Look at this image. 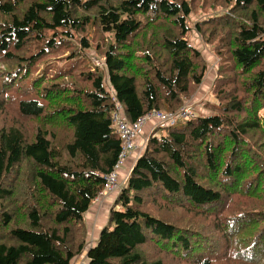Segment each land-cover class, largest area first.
Listing matches in <instances>:
<instances>
[{
    "label": "trees",
    "instance_id": "obj_1",
    "mask_svg": "<svg viewBox=\"0 0 264 264\" xmlns=\"http://www.w3.org/2000/svg\"><path fill=\"white\" fill-rule=\"evenodd\" d=\"M210 55L214 102L155 128L87 264H264V0H0V264L81 257L116 103L177 112Z\"/></svg>",
    "mask_w": 264,
    "mask_h": 264
},
{
    "label": "crops",
    "instance_id": "obj_2",
    "mask_svg": "<svg viewBox=\"0 0 264 264\" xmlns=\"http://www.w3.org/2000/svg\"><path fill=\"white\" fill-rule=\"evenodd\" d=\"M207 91L208 89L206 88L205 90H203V92L197 99L194 98L192 101H189L188 104L190 106H194L196 102H197L196 105L204 104L205 101L203 100H209L206 95ZM202 101L203 103H201ZM195 113L197 114L198 112L195 111ZM158 126L159 124L157 120L153 119L149 121L142 128L138 136V139H137V146H138L137 149L126 157L122 166L119 168L118 184L120 186V189L116 190L115 192L109 193L105 195L104 197L98 198V200L94 202L93 206L86 213L85 223H86L87 231H88V242L90 239L91 245L89 246V248H86V251L84 252V254L78 260H75L73 264H87L88 263V259H87L88 250L94 247L95 244L98 242L100 233L106 225L109 209L112 207V204L114 203L119 191L125 186L126 180L136 160L143 153V149L145 146L144 143L146 142L147 138L155 131V128H157Z\"/></svg>",
    "mask_w": 264,
    "mask_h": 264
},
{
    "label": "built area",
    "instance_id": "obj_3",
    "mask_svg": "<svg viewBox=\"0 0 264 264\" xmlns=\"http://www.w3.org/2000/svg\"><path fill=\"white\" fill-rule=\"evenodd\" d=\"M196 115L192 106L185 104L177 112H151L134 123H130L124 114L123 106L120 103H116L115 109L112 114V123L117 132L122 138V147L119 156L118 163L116 164L113 172L108 175L103 190L100 195L114 192L120 189L118 184V171L122 166L126 157L137 149V139L142 128L151 120H157L159 126H177V122L180 119H191ZM148 140V138H147ZM146 140V142H147ZM146 142L144 143L146 146ZM144 146V149H145ZM143 149V151H144Z\"/></svg>",
    "mask_w": 264,
    "mask_h": 264
},
{
    "label": "rangeland",
    "instance_id": "obj_4",
    "mask_svg": "<svg viewBox=\"0 0 264 264\" xmlns=\"http://www.w3.org/2000/svg\"><path fill=\"white\" fill-rule=\"evenodd\" d=\"M218 14H221V12L219 13L218 12ZM198 20V17H194V16H192L191 17V21L192 22H195V21H197ZM91 31H93V28L91 27ZM192 42H193V44L194 43H196V37H195V35L192 37ZM53 44V43H52ZM198 44V43H197ZM198 47L206 54V53H208V52H210V48L209 47H207L206 45H202L201 43L200 44H198ZM208 60V59H207ZM216 62H217V60H216V58L214 57V56H212V55H210L209 56V61H208V63L210 64V67H208V75L206 76V78H205V80H204V82L202 83V85L200 86V89L198 90V92L194 95V96H192L186 103H189V101H192L194 98H198L200 95H201V93L203 92V90H205L206 88L209 90V88H210V86H211V83H212V81H213V79H214V76H215V71L213 70V68L215 67V65H216ZM97 63L100 65L101 63H100V61L99 60H97ZM69 65H70V62H68V64H57L56 65V67L54 68V70H53V73L55 74L57 71H58V69H60V68H62V69H67L68 67H69ZM42 64L40 65V68H42ZM90 66H92L93 67V64L92 63H90ZM206 95H207V98L209 99V100H203V101H205V102H214V99L212 98V95L210 94V92L209 91H207L206 92ZM203 101L201 102V103H203ZM205 102H204V104H202V105H196V103H195V105L194 106H192L193 107V110H195L196 112H199L200 110H203V108H204V105H205ZM197 108V109H196ZM180 110V109H179ZM260 116H261V118H264V108L260 111ZM188 121H187V119H180L178 122H177V124L180 126V125H183V124H186ZM105 196V194L104 195H101V196H99L98 198H100V197H104ZM98 198L95 200V201H97L98 200ZM94 204V203H93ZM113 205V204H112ZM93 206V205H92ZM111 209V208H110ZM109 209V210H110ZM109 213V212H108ZM107 217H108V215H107ZM106 223H107V221H106ZM85 225H86V223H85ZM86 228H87V226H86ZM87 233H88V231H87ZM91 245V241H90V239H89V242L87 243V248H89V246ZM80 258V257H79ZM78 258V259H79ZM77 259V260H78Z\"/></svg>",
    "mask_w": 264,
    "mask_h": 264
},
{
    "label": "bare ground",
    "instance_id": "obj_5",
    "mask_svg": "<svg viewBox=\"0 0 264 264\" xmlns=\"http://www.w3.org/2000/svg\"><path fill=\"white\" fill-rule=\"evenodd\" d=\"M115 128V127H114ZM115 130H116V128H115ZM116 132H117V130H116ZM118 133V132H117ZM119 134V133H118ZM119 136H120V134H119ZM121 137V136H120ZM122 139V138H121ZM130 174V173H129ZM115 192V191H114ZM120 192V191H119ZM112 193V192H111ZM107 194H109V193H107ZM107 194H105V195H107ZM101 196V195H100Z\"/></svg>",
    "mask_w": 264,
    "mask_h": 264
},
{
    "label": "clouds",
    "instance_id": "obj_6",
    "mask_svg": "<svg viewBox=\"0 0 264 264\" xmlns=\"http://www.w3.org/2000/svg\"><path fill=\"white\" fill-rule=\"evenodd\" d=\"M185 104H188V103H185ZM185 104H184V105H185ZM194 111H195V110H194ZM124 114H125V113H124Z\"/></svg>",
    "mask_w": 264,
    "mask_h": 264
}]
</instances>
